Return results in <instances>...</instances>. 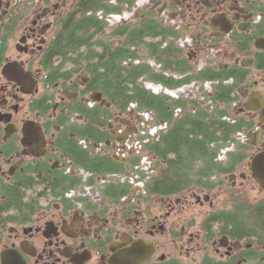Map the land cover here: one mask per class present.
I'll return each mask as SVG.
<instances>
[{
    "label": "flooded vegetation",
    "instance_id": "af4514ba",
    "mask_svg": "<svg viewBox=\"0 0 264 264\" xmlns=\"http://www.w3.org/2000/svg\"><path fill=\"white\" fill-rule=\"evenodd\" d=\"M138 64L194 93L207 70L209 105L243 133L225 172L160 193L116 184L135 160L116 140L139 116L93 76ZM86 152L117 170L76 163ZM0 264H264V0H0Z\"/></svg>",
    "mask_w": 264,
    "mask_h": 264
},
{
    "label": "trees",
    "instance_id": "16d2710c",
    "mask_svg": "<svg viewBox=\"0 0 264 264\" xmlns=\"http://www.w3.org/2000/svg\"><path fill=\"white\" fill-rule=\"evenodd\" d=\"M146 71V64H138L135 65L133 74L126 70L121 76H93L100 83L98 87L119 102L118 108L127 111L130 103H136L138 111L152 110L156 120L169 122L168 130L161 133L160 140L148 146V151L161 166L159 172L151 177L145 186L150 187L153 193H160L161 189L170 191L193 182L202 185L204 179L213 172H225L227 165L219 161L218 154L222 148L235 142L241 126L224 119L229 112L221 106L216 104L204 106L203 102L196 99L171 100L165 94H153L143 85V81L151 80L163 86L176 88L192 81V78L140 76ZM113 73L112 70L111 74ZM199 78L202 82L208 80L207 70H203ZM216 97L223 100L221 94H217ZM209 99L211 98L207 94L206 100ZM177 107H181L183 111L179 116H174L173 110ZM106 125L107 120H103L99 126ZM88 136L96 142L105 141V132L94 127L88 129ZM110 159L113 158L101 156L97 160L96 156L91 157L86 152L85 163L81 161L76 163L102 175L107 171L117 170L111 167ZM116 184L124 185L118 182Z\"/></svg>",
    "mask_w": 264,
    "mask_h": 264
},
{
    "label": "rangeland",
    "instance_id": "374dc122",
    "mask_svg": "<svg viewBox=\"0 0 264 264\" xmlns=\"http://www.w3.org/2000/svg\"><path fill=\"white\" fill-rule=\"evenodd\" d=\"M178 78V77H177ZM148 81H143V85L144 86H146V83H147ZM201 83H204V82H201L200 81V84H199V89H198V92L196 91V93H194L193 95H188L189 93H187V92H185L183 95L181 94V92H177L178 91V88L176 87V88H173V89H175V90H173V92H170V91H168V94L172 97H170L171 98V100H174L175 98H177V99H180V100H186L187 98H191V99H196V100H199L200 102H203V104H204V106L205 105H208V101L206 100V95H207V89L205 90V88H207V84L206 85H204L202 88H200V86H202L201 85ZM196 90V88L194 89V91ZM143 111H146V110H143ZM174 113H173V115L174 116H179L181 113H182V108H179V107H177V108H174ZM151 113V112H150ZM178 114V115H177ZM147 115V117H148V119L150 120V126H147L146 124H144V127L142 128V131H145V130H148V131H153V130H158V133H159V131H163V132H166L168 129L166 128V126L167 125H169V122L168 121H166V120H160V121H158V120H156V119H154V123L155 124H153V117L154 116H151L150 114H146ZM142 116V115H141ZM227 117H228V115H227ZM231 118H233L232 116H231ZM231 122H233V120L231 121ZM140 126V125H139ZM158 133H155L154 135H155V137L156 138H158ZM121 133H119L118 135H120ZM243 134H238V136H242ZM237 136V137H238ZM159 139V138H158ZM160 140V139H159ZM148 151V150H147ZM234 151V153L236 152L235 150H233ZM149 152V151H148ZM227 152H232V148L231 147H226L225 149H223L221 152H220V159H222L225 155H226V153ZM118 154H119V152H117ZM219 161H221V160H219ZM222 162V161H221ZM148 163H153V166H155V167H153L152 168V171H150L149 172V174L150 175H152V177L153 176H155L159 171H158V169H160V166H161V164H159V162L157 161V160H153V162H152V160H148ZM148 168H146L145 170H147ZM144 170V171H145ZM139 170L138 169H133L132 170V172L130 173L131 175H126V174H121V175H119V177L121 178V179H123V178H128V179H138L137 178V175H138V172ZM89 176V174L88 173H84L83 174V177H84V180H83V183L82 184H84V190H85V193L88 195V196H91L92 198H97L98 197V191H99V189H100V187H99V185H97V188L96 187H94V185H93V183L91 182H87V183H90V185H87L86 184V178ZM118 177V178H119ZM94 180V179H93ZM92 180V181H93ZM134 181V180H133ZM139 182H140V184L141 185H143L142 184V182H141V180H139ZM135 181H134V185H133V192H140V190H139V187H140V184L139 185H135ZM96 190H97V192H96ZM144 189H142L141 191H143ZM97 194V195H96ZM80 196V193H79V191L78 190H75V189H73V190H71L70 192H68V194H67V197L68 198H76L77 196ZM101 195H105V193H102L101 192Z\"/></svg>",
    "mask_w": 264,
    "mask_h": 264
},
{
    "label": "built area",
    "instance_id": "2783aa9c",
    "mask_svg": "<svg viewBox=\"0 0 264 264\" xmlns=\"http://www.w3.org/2000/svg\"><path fill=\"white\" fill-rule=\"evenodd\" d=\"M146 120H148V117L146 116ZM142 128L144 127V123L141 124ZM158 130H153V131H142V129H140L139 135L141 136H145L147 133L150 135H154L155 133H157ZM131 139L127 140L126 143L124 144V146L118 147L117 148V152L121 153L122 155H124L127 150L134 148L136 149V152H139L140 148H141V142L138 139L132 140ZM148 141V139H145L144 142ZM146 159V158H144Z\"/></svg>",
    "mask_w": 264,
    "mask_h": 264
},
{
    "label": "bare ground",
    "instance_id": "6f19581e",
    "mask_svg": "<svg viewBox=\"0 0 264 264\" xmlns=\"http://www.w3.org/2000/svg\"><path fill=\"white\" fill-rule=\"evenodd\" d=\"M165 92H166V94H168V91H165ZM136 112H137V115L139 116V120L136 124V127H137V125L147 122V120H146L147 115L146 114H150V112L149 111H136Z\"/></svg>",
    "mask_w": 264,
    "mask_h": 264
},
{
    "label": "water",
    "instance_id": "95a60500",
    "mask_svg": "<svg viewBox=\"0 0 264 264\" xmlns=\"http://www.w3.org/2000/svg\"><path fill=\"white\" fill-rule=\"evenodd\" d=\"M100 99H101V98H100V94H99L98 99H97V100L93 99V101H98V100H100ZM103 102H106V101L104 100ZM107 105H108V104H107ZM131 131H132V130H127V133H129V132H131ZM124 139H125V136L122 137V138H118V141H119V142H123Z\"/></svg>",
    "mask_w": 264,
    "mask_h": 264
}]
</instances>
